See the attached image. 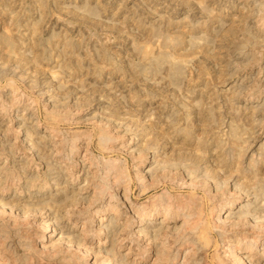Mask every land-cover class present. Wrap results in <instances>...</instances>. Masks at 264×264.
Listing matches in <instances>:
<instances>
[{"label":"rangeland","instance_id":"rangeland-1","mask_svg":"<svg viewBox=\"0 0 264 264\" xmlns=\"http://www.w3.org/2000/svg\"><path fill=\"white\" fill-rule=\"evenodd\" d=\"M257 236L264 0H0V264H264Z\"/></svg>","mask_w":264,"mask_h":264},{"label":"bare ground","instance_id":"bare-ground-1","mask_svg":"<svg viewBox=\"0 0 264 264\" xmlns=\"http://www.w3.org/2000/svg\"><path fill=\"white\" fill-rule=\"evenodd\" d=\"M90 163V162H89ZM90 166V165H89ZM92 167V166H91ZM115 178V177H114ZM191 183V182H190ZM190 186V185H189ZM191 187V186H190ZM93 190V189H92ZM99 191V190H98ZM92 194V193H91ZM95 194V193H94ZM97 194V193H96ZM100 199V198H99ZM113 199V198H112ZM235 204V203H234ZM246 205L247 204H240L239 205V207L237 208V210H242V209H245V207H246ZM234 205H233V202H229V203H226L225 204V207L227 208V209H231L232 207H233ZM179 210V209H178ZM184 210H185V208H184ZM196 210V209H195ZM181 211V210H180ZM186 211V210H185ZM180 216V215H179ZM184 216V215H183ZM230 216V215H229ZM150 218H153L154 216L153 215H151L150 214V216H149ZM191 217V216H190ZM193 217V216H192ZM191 217V218H192ZM194 217H195V215H194ZM180 218V217H179ZM183 218H185V217H183ZM186 218H188V217H186ZM185 218V219H186ZM220 218V217H219ZM176 220V219H175ZM187 220V219H186ZM186 220H183V225L185 224V221ZM234 220V219H233ZM182 221V220H181ZM191 221H195V220H191ZM197 221H198V219H197ZM222 221V220H221ZM237 221V220H236ZM224 222V221H223ZM191 223V222H190ZM195 223V222H194ZM225 223V222H224ZM243 223V222H242ZM187 224V223H186ZM193 224V223H192ZM197 224H198V222H197ZM200 224V223H199ZM235 225H234V227H236V222L234 223ZM215 225V224H214ZM232 225V224H231ZM252 225V224H251ZM182 225H181V223H180V228H183V226L181 227ZM186 227V226H185ZM197 227V226H196ZM231 227V226H230ZM180 228H178V229H180ZM198 228V227H197ZM183 229H185V228H183ZM182 229V230H183ZM186 229H187V227H186ZM177 231H179V230H177ZM180 232H182V231H180ZM177 233V232H176ZM176 233H174V234H176ZM181 234V233H180ZM177 235V234H176ZM181 237H183V235L181 236ZM260 237V236H259ZM259 237L257 236V238L253 241V240H251V239H249V240H251V241H253V243H260V244H263L264 245V239L263 240H259ZM183 239H185V238H183ZM203 239V238H202ZM177 241H178V238L176 239ZM187 240V239H186ZM249 240H247V241H249ZM177 241H174V242H177ZM183 241V240H182ZM205 241V240H204ZM203 241V242H204ZM243 241H245V240H243ZM249 243V242H248ZM182 244H184L183 242H182ZM205 244V243H204ZM184 246V245H183ZM185 246H186V244H185ZM254 246H255V244H254ZM181 248V247H180ZM250 249V248H249ZM251 250V249H250ZM185 251V250H184ZM187 253H188V250H187ZM186 253V254H187ZM184 254H185V252H184ZM185 254V255H186ZM159 255V254H158ZM185 255H184V257H183V259H182V261H181V263L180 264H188V260L186 259V257H185ZM175 256V255H174ZM187 257H188V254H187ZM176 258V257H175ZM189 259V258H188ZM180 262V261H179ZM197 262V261H196ZM168 263V262H167ZM170 263V262H169ZM174 263V262H173ZM177 264V263H176Z\"/></svg>","mask_w":264,"mask_h":264}]
</instances>
